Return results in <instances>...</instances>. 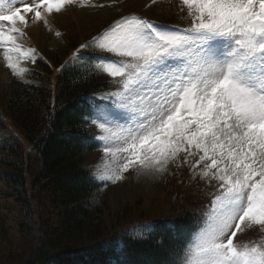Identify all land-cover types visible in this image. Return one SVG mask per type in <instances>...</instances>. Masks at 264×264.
Listing matches in <instances>:
<instances>
[{
    "label": "snow or ice",
    "instance_id": "1",
    "mask_svg": "<svg viewBox=\"0 0 264 264\" xmlns=\"http://www.w3.org/2000/svg\"><path fill=\"white\" fill-rule=\"evenodd\" d=\"M89 5L106 7L90 0H0L6 68L22 76L20 61L35 62L36 50L21 43L30 23L47 27L68 6ZM178 7L185 27L122 15L73 53L72 61H96L109 87L116 85L82 97L78 109V119L99 126L108 141L104 155L113 158L94 175L119 182L130 170L161 178L186 169L190 181L204 182L209 203L198 230L177 232L178 246L165 259L139 264H264V236L238 239L254 227L264 234V0H179ZM155 234L154 224L125 233L137 244ZM130 247L121 242L115 251L126 256L122 250Z\"/></svg>",
    "mask_w": 264,
    "mask_h": 264
},
{
    "label": "trees",
    "instance_id": "2",
    "mask_svg": "<svg viewBox=\"0 0 264 264\" xmlns=\"http://www.w3.org/2000/svg\"><path fill=\"white\" fill-rule=\"evenodd\" d=\"M155 5L147 0L140 11L131 6L124 15L136 13L155 22L186 26L181 20L183 13L159 16ZM74 8L49 19L64 24L68 34L64 50L42 51L37 45L40 30L27 28V46L38 55L33 64L26 65L23 77L15 78L0 92V264L163 260L178 246L177 232L191 234L198 228L201 209L209 202L205 184L196 189L187 183L179 185L184 188L182 198L191 202L170 221L144 218L146 213L132 218L131 212L138 208L131 202L120 211L111 209L109 188L103 190L104 183L88 165L95 161L101 144L92 139L96 133L91 124L77 118L81 98L109 87L111 78L97 72L96 61H72L69 54L120 15L111 14L88 32L78 22ZM70 18L74 23L67 20ZM102 54L106 53H80ZM144 221L156 226V234L149 237V243L137 244L125 233ZM168 222H175L174 227L169 228ZM121 242L131 244L130 249L122 250L126 256L115 251ZM157 244L164 247L155 250Z\"/></svg>",
    "mask_w": 264,
    "mask_h": 264
},
{
    "label": "rangeland",
    "instance_id": "3",
    "mask_svg": "<svg viewBox=\"0 0 264 264\" xmlns=\"http://www.w3.org/2000/svg\"><path fill=\"white\" fill-rule=\"evenodd\" d=\"M146 1L147 0H90V4H104L106 7L99 8L90 5L87 7L74 6V9L76 10L74 15L78 18V22L83 23V27L90 32L95 26L101 24L102 21L105 22L108 20L111 14L122 16L125 14L127 8L132 6L139 9L145 5ZM178 6L179 0H159L155 5L159 16H168V14L177 16L181 14ZM68 10H70V6H68L66 11ZM67 20L74 23L72 18ZM57 23L59 25H57ZM29 26H33L35 29L38 28L40 30V37L38 38L37 45L42 51L66 49L68 45L66 42L68 34L65 31L62 21L52 23V21L49 20V25L47 27H44L42 23H37L35 25L30 23L28 27ZM57 31L61 33L60 36L55 34ZM30 61L32 60H25L26 63ZM19 66L20 68L24 66V60L20 61ZM15 77L17 76L13 75L11 70L6 68V62L3 59V50L0 49V92L6 90L9 83ZM93 129L97 133V138L102 147V152L94 157L95 162L91 165L94 174L98 168H103L105 165H111L113 158L104 155L103 146L105 143H108V141H102L99 137V126L93 125ZM115 160L119 161L120 156L118 155ZM173 172L176 174L173 175ZM189 176L190 174L186 169H172L161 178H153L149 175L138 176L136 171L130 170L129 172L124 173V179L119 182H103L109 185L108 196L111 209L120 211L131 202L133 204L135 203L138 208H135V210L131 212L132 215L130 216H132V218L139 219V213H146L144 218L153 219L157 217L163 220H171L184 211L186 205L191 202L182 198V193L180 192H184V189L183 187H179V185H184L186 183L196 185V182L190 181ZM186 179H188V182H186ZM199 183H203V181H200ZM146 224H149V221H144L139 225ZM258 229V227H254L246 233L238 234V239L242 242H248L250 240L258 241L259 238L261 239V237L264 236V234H262L260 230L258 231ZM258 232L259 235L262 234V236H259ZM258 236L259 238H257Z\"/></svg>",
    "mask_w": 264,
    "mask_h": 264
}]
</instances>
